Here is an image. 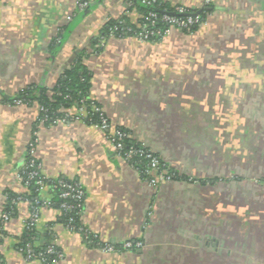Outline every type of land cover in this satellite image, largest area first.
<instances>
[{"label":"crops","instance_id":"1","mask_svg":"<svg viewBox=\"0 0 264 264\" xmlns=\"http://www.w3.org/2000/svg\"><path fill=\"white\" fill-rule=\"evenodd\" d=\"M169 2L206 10L204 23L156 42L112 35L97 49L109 19L139 18L126 0H0V222L7 191L32 194L22 176L30 143L42 175L84 192L78 226L48 184L15 200L0 264H40L20 247L35 201V244L55 243L57 264H264V0ZM79 57L108 129L85 113L47 124L37 101L16 102L28 87L50 93ZM178 117L199 123V151L175 143ZM121 127L172 177L153 183L117 155L109 135Z\"/></svg>","mask_w":264,"mask_h":264},{"label":"trees","instance_id":"2","mask_svg":"<svg viewBox=\"0 0 264 264\" xmlns=\"http://www.w3.org/2000/svg\"><path fill=\"white\" fill-rule=\"evenodd\" d=\"M175 5H172L169 0H154L151 3H146L142 0H126V10L135 9L139 13V18L135 22H130L126 15H122L117 19H109L101 32V38H106L108 36H117V37H125V36H136L138 38L156 42L160 40L164 36L165 30L169 29L171 24L167 21L163 20V16L167 15L169 17H185L186 15H197L198 19L201 21L205 20L206 10H194L185 8L184 13H179L175 10ZM153 13L155 16L151 18L150 14ZM154 20L153 25H150V21ZM143 27L145 30H159L161 34H152L148 37H143L144 31H142ZM199 28V22L193 23L190 25L189 30L185 28H179L184 33L194 32ZM141 33V34H140ZM99 41V39H98ZM97 41V43H98ZM103 45L98 46L97 49H100ZM82 58V56H81ZM90 72L82 63L80 57L74 62L65 73L59 78L57 84L53 89H51L50 93L46 89H42L41 91L36 90L33 87H28L24 89L17 95V99H20L22 102L26 104H30L33 101H37L40 108V118L47 117L44 123L50 124L55 120L60 119L64 116V112L67 109H78L83 108L86 114V118L88 122L91 124H97L100 121V113L93 109L94 106H98L93 100L89 97L90 91ZM122 131H129L125 128H118ZM124 144L123 150L128 149L129 146L134 145L136 147L139 146V142L130 139L129 137L124 138L122 140ZM134 166L137 165L139 169L143 172L145 168V160H139L138 157H133L130 161ZM144 174V172H143ZM26 171L22 172V176L25 177ZM53 180H47L45 184L51 185ZM52 197L51 201L54 206L59 207V203L62 199L59 197L60 187L53 188L52 186ZM29 189L32 191L31 195H21V198H38V190L36 186L30 182ZM18 194H15L12 191L6 192V202L4 205V211L10 213L14 210L15 200L18 197ZM34 202V200H33ZM32 202V203H33ZM68 202L75 204L76 202L68 199ZM64 211V210H63ZM69 218L72 220V225L78 226L79 224V207H73L71 210L64 211V215L62 219L64 222H68ZM2 225L0 222V238L2 235ZM35 228L26 229L20 242V247L24 248L27 243H30L34 253H41L44 255L49 261H52L55 258V253H47L46 247L47 245L53 244L54 250L59 251L56 245L50 241L44 246H36L35 244Z\"/></svg>","mask_w":264,"mask_h":264},{"label":"built area","instance_id":"3","mask_svg":"<svg viewBox=\"0 0 264 264\" xmlns=\"http://www.w3.org/2000/svg\"><path fill=\"white\" fill-rule=\"evenodd\" d=\"M146 3H151L154 0H142ZM210 0H206L208 3ZM84 5L86 4V1L83 3ZM175 10L179 13H184L185 7L181 5H175ZM151 18H153L155 15L153 13L150 14ZM163 20L167 21L168 23L171 24L170 28L165 30L164 36L169 34L171 30L173 29H179V28H185L186 30H189V27L193 23L199 22V26L204 23V21H201L198 19L197 15H186L185 17H169L167 15L163 16ZM154 20L150 21V25H153ZM144 27L142 31H144ZM161 34L159 30H145L143 37H148L149 35L152 34ZM141 34V33H140ZM104 38H100L97 47L103 45ZM16 102H22L20 99H17ZM93 109L95 111H98L100 113V121L99 123L95 124L101 129H108L109 128V123L104 115V113L101 111V109L98 106L93 105ZM42 110V108H40ZM78 114H71L65 110L64 116L61 117L60 119L55 120L54 122L58 121H65L68 119H72L73 117H77L79 115H82V113H85L83 108H78L77 111ZM47 117H42L41 120L45 121ZM129 137V133L126 131H122L120 129H115L113 132L109 135V139L111 140L113 144L114 151L116 152L117 155L121 156L124 160L127 162H130L133 157H138L139 160H145V168H144V173L148 175L149 179L151 182H155L158 179H165V178H170L172 177L173 174L169 173L168 167L160 160V158L151 150L149 149L146 145L143 143L139 142V146L136 147L134 145H131L128 147V149L123 150L124 144L122 143V140L124 138ZM33 143L29 144V153L27 157V161L24 166V170L26 171L25 175V183L28 184L32 182L37 190H41L46 181L49 180L47 177L41 174L40 171V163L37 162L36 158L34 157V150H33ZM53 188L60 187V193L59 197L62 199V201L59 203V207L64 210H71L73 207L79 206L80 201L82 200L83 197V190L81 187L73 182H67L62 179H58L56 181H52L51 185ZM21 199L20 196L16 198ZM68 199H71L75 201V204H72L68 202ZM42 204L40 201H35L31 213L29 214L28 220L26 221V228L31 229L35 227L36 222L38 220V209L39 206ZM9 219V213L4 211L1 214V221L2 223L4 221H7ZM72 219L69 218L67 224L72 225ZM83 234V237L85 240L93 242L94 241V235H92L89 231L86 229H83L82 227L79 228ZM55 244V243H54ZM140 242H134L132 243L131 241H125L124 243L121 244L122 248H131L133 246H139ZM23 251L27 254L28 257H33L36 258L40 264H57L59 259L62 257V254L60 251H55L53 244L47 245L46 247V252L47 253H55V258L52 261H49L44 255L41 253L36 254L34 253L32 246L30 243H27L24 248H22ZM106 251H115L116 247L113 246H106L104 247Z\"/></svg>","mask_w":264,"mask_h":264},{"label":"rangeland","instance_id":"4","mask_svg":"<svg viewBox=\"0 0 264 264\" xmlns=\"http://www.w3.org/2000/svg\"><path fill=\"white\" fill-rule=\"evenodd\" d=\"M172 112L174 115L175 110L172 109ZM187 114L190 115V111ZM187 114L183 117H188ZM184 118L178 117L176 118L178 121L170 125L173 137L175 136L177 139L175 143L178 144L180 150L183 149L182 151H185L186 148L188 151H199V123H186Z\"/></svg>","mask_w":264,"mask_h":264}]
</instances>
